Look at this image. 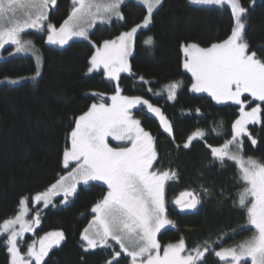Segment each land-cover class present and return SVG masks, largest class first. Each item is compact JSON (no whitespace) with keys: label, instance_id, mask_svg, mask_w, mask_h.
<instances>
[{"label":"trees","instance_id":"obj_1","mask_svg":"<svg viewBox=\"0 0 264 264\" xmlns=\"http://www.w3.org/2000/svg\"><path fill=\"white\" fill-rule=\"evenodd\" d=\"M71 3L72 0H57L49 13V22L60 26L69 15ZM241 3L249 9L246 39L250 48L264 57V0L254 3L241 0ZM121 10L125 19L98 26L90 33L89 42L75 40L56 48L44 43V35L30 33L41 56L40 74L17 85H0V225L15 216L20 199L28 197L31 213L40 214V224L25 235L21 251L48 232L65 234L61 245L45 258L46 264H105L111 258L113 249L97 248L86 253L80 240L93 216L92 207L107 191L103 184L79 186L69 203L62 207L57 206L59 198L54 206L42 208L41 204L33 205L31 197L44 192L68 171L62 163L64 148L69 146L67 137L74 127V118L100 102V96L93 93L102 94L107 103L114 94L115 82L105 78L102 72L88 74L87 69L94 44L99 46L129 31L146 15L145 8L132 1L123 4ZM232 23L231 11L226 7H197L187 0H162L152 14L149 27L137 32L134 38L130 58L133 73L121 75L123 95L149 100L173 125V136H169L143 108L134 111L142 127L155 138L158 159L154 170L171 169L177 173V178L168 181L165 187L167 215L176 227L169 226L159 233L162 246L183 237L189 249L208 241L215 250H220L236 246L252 234L244 228L243 210L234 206L242 184L236 165L227 161L221 167L213 162L210 149L205 146L206 143L220 146L231 138L232 124L240 114L239 106L218 105L206 95L189 91L192 78L182 68L180 50L181 43L208 47L223 41L230 34ZM149 36L153 37L152 45L144 43ZM36 71V62L29 56L0 61V80L33 76ZM140 76L149 83H142ZM172 81L182 82L175 100L153 94ZM243 99L247 101L245 108L256 104L248 96ZM197 129L207 133L206 140H195L189 149H184L183 143ZM248 132L257 144L253 146L244 136V156L264 162V117L262 123L250 125ZM202 188H207L208 193ZM186 191L198 192L201 197V203L191 212H181L174 205L179 194ZM4 242L1 238L0 264H9ZM115 250H119L116 245ZM119 259L122 264L129 260L123 255ZM206 264L222 262L210 252L206 253Z\"/></svg>","mask_w":264,"mask_h":264},{"label":"snow or ice","instance_id":"obj_2","mask_svg":"<svg viewBox=\"0 0 264 264\" xmlns=\"http://www.w3.org/2000/svg\"><path fill=\"white\" fill-rule=\"evenodd\" d=\"M57 0H0V49L5 45L15 46L16 53L33 50L30 39L22 33L27 29L43 31L49 19V6ZM125 0H72V8L59 28L51 23L46 25L49 44H68L74 37L89 39L88 30L97 22L109 23L113 17L124 20L121 10ZM194 5H227L231 10L232 28L221 42L201 47L197 43H181L183 53L182 68L189 73L192 83L189 91L206 93L216 104L231 102L239 105V117L232 124L231 138L220 146L205 144L210 149L213 162L225 167L227 161L234 162L238 169L241 191L234 206L238 205L246 216L245 230L252 235L233 247L215 250L211 243L187 248L185 239L176 243L161 245L157 233L166 226L176 227L169 219L166 208L165 187L177 178L174 170H154L158 159L155 138L133 115L132 109L146 106L148 112L160 121L164 132L173 136V125L159 107L141 96L122 94L121 73L131 75L133 69L128 57L132 54L134 38L138 29L147 28L152 13L160 0H139L146 10L142 24L122 32L114 40H105L102 46L93 45L95 53L88 61L89 74L103 68L104 76L115 82V91L107 103L102 94L99 103H93L86 112L74 118L67 145L62 154L64 168L71 166L67 175H62L44 192L31 197L33 205L43 202L47 207L54 196L63 195L64 203L77 192V185H88L99 181L107 191L92 207L93 220L83 230L80 240L84 252L90 250L113 249L111 258L105 264H122V255L128 257L127 264H206V253H214L222 264H264V162L244 156V141L247 136L253 146L257 141L251 137L247 125L262 123L264 104V57L250 48L246 39V23L249 9L241 0H189ZM254 3L255 0H252ZM153 44V37L144 41ZM11 54V53H10ZM39 73V58H37ZM139 80L148 84L143 76ZM12 84L18 81H10ZM181 81L166 84L162 92L167 99L177 98ZM152 91L151 87L148 89ZM162 92H154L161 95ZM250 96L260 101L250 111L245 110L242 97ZM197 109V113H199ZM223 126L221 125V128ZM213 131H216L213 129ZM220 135V132H216ZM207 133L197 129L183 143L189 149L195 140H206ZM111 141L117 143L113 146ZM180 147V145H177ZM205 194L207 188L201 189ZM187 197V199H185ZM28 197L19 201L20 211L0 225V235L7 233L4 242L9 254V264H46L45 258L53 248H58L65 240L63 231L48 232L33 241L26 254L21 253L20 242L24 233L33 232L39 226L40 214L32 220H25L28 214ZM174 203L180 211L193 210L201 203L198 192H182ZM54 206V205H53ZM19 224V230L15 225ZM119 245V250H115ZM219 243V241H217ZM38 245V246H37ZM83 259V258H82Z\"/></svg>","mask_w":264,"mask_h":264},{"label":"rangeland","instance_id":"obj_3","mask_svg":"<svg viewBox=\"0 0 264 264\" xmlns=\"http://www.w3.org/2000/svg\"><path fill=\"white\" fill-rule=\"evenodd\" d=\"M128 1H132V2H134V3H136V4H139V5H141V6H143L142 4H140L139 3V0H125V2H124V4L126 3V2H128ZM161 1L162 0H160V4H161ZM187 2H188V4H190V5H192V6H197V7H208V8H211V7H216V8H222L221 6H204V5H194V4H191L190 2H189V0H187ZM72 4V3H71ZM159 4V5H160ZM159 5H157L156 6V8L154 9V11L159 7ZM122 6V5H121ZM54 7L55 6H49V13L54 9ZM144 7V6H143ZM223 7H226V8H228L229 10H230V8L227 6V5H224ZM72 8V7H71ZM145 8V7H144ZM145 10H146V8H145ZM70 11H71V9H70ZM154 11H153V13H154ZM231 11V10H230ZM70 13V12H69ZM152 13V14H153ZM146 15H147V10H146ZM113 20H118V19H116L115 17H113L112 18V20L111 21H113ZM110 21V22H111ZM109 22V23H110ZM143 22V21H142ZM142 22H140L139 24H142ZM48 23H50L49 22V19L47 20V21H45V29L43 30V31H37V30H35V29H27L24 33H22L21 35H22V37L24 38V39H30L31 41H32V44H33V50H30V51H28V52H22V53H16L15 52V46H13V45H5V47L3 48V49H0V61H3V60H6V59H8V58H12V57H16V56H29V57H31V58H33L34 60H35V62H36V66H38L37 65V58H39V71H40V69H41V56H40V54H39V51H38V48L36 47V45H35V43H34V40H33V38L31 37V35H30V33H34V34H37V35H44V43L46 44V45H48V46H52V47H56V48H63V47H65L66 45H68L71 41H75V40H80V41H90V39H88V40H85V39H83V38H80V37H74L72 40H70L69 42H68V44H65V45H63V46H61V45H59V44H49L48 42H47V35H48V33H47V28H46V25L48 24ZM63 23V22H62ZM61 23V24H62ZM109 23H104V24H101V23H99V22H97L94 26H92V27H90L89 28V30H88V36H90V33L95 29V28H97L98 26H104V25H108ZM151 24V23H150ZM149 24V25H150ZM149 25H148V27H149ZM57 28H59V26L57 27ZM142 29H146V28H140V29H138V31L137 32H139L140 30H142ZM131 30V29H130ZM137 34V33H136ZM117 38V37H116ZM116 38H114V39H116ZM114 39H112V40H114ZM103 45V43H101V45H99V46H102ZM95 51H96V49L94 48V52H93V54L95 53ZM133 52H134V45H133V48H132V54L128 57V60H129V64H130V58H131V56L133 55ZM11 53V54H10ZM182 53V52H181ZM92 54V55H93ZM182 61H183V53H182ZM89 67V66H88ZM37 72V71H36ZM96 72H102L103 73V68H101L100 70H98V71H96ZM185 72V71H184ZM94 73V72H93ZM89 74V73H88ZM126 74H128V73H121V75H126ZM189 74V73H188ZM104 75V74H103ZM190 75V74H189ZM191 76V75H190ZM37 77V75H36V73H35V75H33V76H28V77H22V78H14V79H9V78H6V79H2V80H0V85L1 84H7V85H17V84H20L21 82H24V81H26V80H33V79H35ZM105 77V76H104ZM106 78V77H105ZM13 80H16V81H18V83H16V84H12L10 81H13ZM165 86V85H164ZM164 86H163V88H164ZM163 88L159 91V92H162V90H163ZM192 93H194V92H192ZM194 94H198V95H206V96H208L206 93H194ZM245 96H247V94H245ZM156 97H164L166 100H168L167 99V93L166 92H162V94L161 95H159V96H157L156 95ZM209 97V96H208ZM251 100H252V98L250 97V96H248ZM211 98V97H210ZM242 99H243V97H242ZM168 101H170V100H168ZM173 101V100H172ZM253 101V100H252ZM214 103H215V101H213ZM256 102V104L254 105V106H252V107H255L256 105H258V104H260L261 102L260 101H255ZM109 104L111 103V101H110V99H109V102H108ZM226 104H232L231 102H228V103H226ZM219 105H225V104H219ZM232 105H234V104H232ZM239 106V105H238ZM247 106V101H245V107ZM140 108H143L145 111H147L148 112V110H147V108H146V106H139L138 108H135V109H132V112H133V115H134V111L135 110H139ZM245 110L246 111H250L251 110V107L250 108H245ZM151 116H153L157 121H158V123H159V125H160V128H161V130L164 132V130H163V128H162V126H161V124H160V121H159V119L154 115V114H152V113H150V112H148ZM135 116V115H134ZM135 118H137L136 116H135ZM138 119V118H137ZM250 125H255V124H249V125H247V128L250 126ZM164 133H166V132H164ZM166 134H168V133H166ZM243 138V137H242ZM109 140H110V143L114 146L117 142L116 141H111V139L109 138ZM68 147H70V142H69V146ZM247 158V157H246ZM68 169V171L64 174V175H67V173L69 172V171H71V166L69 167V168H67ZM94 182H96V183H101V182H99V181H92V182H90V183H94ZM102 184V183H101ZM82 185H84V184H79V185H77V188L79 187V186H82ZM105 187H106V185H104ZM107 188V187H106ZM239 194V193H238ZM180 195L181 194H179V196L177 197V198H179L180 197ZM74 196V195H73ZM73 196H71V197H69L68 198V202L67 203H64L63 201H64V197H63V195L61 194V195H58V196H54L53 198H52V204H49L48 206H50V205H55V200L56 199H58L59 201H58V204H57V206H65V205H67L68 203H69V201H70V199L73 197ZM238 197V196H237ZM176 198V199H177ZM185 199H187V197H185ZM39 204H41V206H42V208H45V206H44V204H43V202H41V203H39ZM174 205L180 210V208L174 203ZM27 207H28V209H29V211H28V214L24 217V219L25 220H32L34 217H35V215H36V213L38 212V211H36L34 214H32L31 213V211H30V208H29V205L27 204ZM194 210V209H193ZM20 211V207H19V210H18V212ZM18 214V213H17ZM93 214V216H92V218L89 220V222H88V224L86 225V227L85 228H87L88 227V225H89V223L93 220V217H94V213H92ZM14 217L15 216H13L12 218L14 219ZM15 227H16V229L17 230H19V224H17V225H15ZM36 227H38V226H35L34 225V229L36 228ZM167 227H169V226H166L165 228H167ZM84 228V229H85ZM164 228V229H165ZM163 229H161V231H162ZM160 231V232H161ZM159 232V233H160ZM29 233H31V232H26V233H24V237H23V240H24V238H25V235H27V234H29ZM159 233H157V239H158V235H159ZM252 235V234H251ZM250 235V236H251ZM44 236V235H43ZM249 236V237H250ZM248 237V238H249ZM1 238H4L5 239V241H6V239H7V233H5V234H3V235H0V239ZM21 241L20 242V246L23 244V242L24 241ZM39 240V239H38ZM38 240H36V241H38ZM32 243V242H31ZM31 243H28V244H26V248L24 249V251L22 252L21 251V253H22V255L23 254H26V252H27V247L31 244ZM114 246H115V242L113 241V242H111ZM239 244V243H238ZM38 246V245H37ZM116 246H118V248H119V245H116ZM8 256H9V254H8ZM9 259H10V257H9ZM129 259V258H128ZM248 264H250V261L248 262Z\"/></svg>","mask_w":264,"mask_h":264},{"label":"flooded vegetation","instance_id":"obj_4","mask_svg":"<svg viewBox=\"0 0 264 264\" xmlns=\"http://www.w3.org/2000/svg\"><path fill=\"white\" fill-rule=\"evenodd\" d=\"M198 207V206H197ZM178 209V208H177ZM179 210V209H178ZM195 210V209H194ZM180 211V210H179ZM193 210H185V211H181V212H191ZM164 230V229H163Z\"/></svg>","mask_w":264,"mask_h":264}]
</instances>
